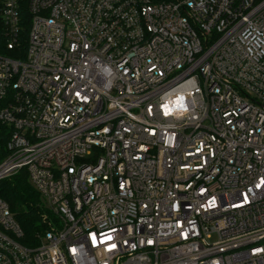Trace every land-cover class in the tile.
I'll return each mask as SVG.
<instances>
[{
	"label": "built area",
	"instance_id": "1",
	"mask_svg": "<svg viewBox=\"0 0 264 264\" xmlns=\"http://www.w3.org/2000/svg\"><path fill=\"white\" fill-rule=\"evenodd\" d=\"M22 169L56 222L0 197V264H264V0H0Z\"/></svg>",
	"mask_w": 264,
	"mask_h": 264
},
{
	"label": "trees",
	"instance_id": "2",
	"mask_svg": "<svg viewBox=\"0 0 264 264\" xmlns=\"http://www.w3.org/2000/svg\"><path fill=\"white\" fill-rule=\"evenodd\" d=\"M26 30L21 34L24 49ZM11 53V52H10ZM0 197L7 203L23 232L22 242L34 244L40 232L48 228V222H56L47 211L38 191L31 185L24 169L0 181Z\"/></svg>",
	"mask_w": 264,
	"mask_h": 264
},
{
	"label": "snow or ice",
	"instance_id": "3",
	"mask_svg": "<svg viewBox=\"0 0 264 264\" xmlns=\"http://www.w3.org/2000/svg\"><path fill=\"white\" fill-rule=\"evenodd\" d=\"M114 247V246H113Z\"/></svg>",
	"mask_w": 264,
	"mask_h": 264
}]
</instances>
